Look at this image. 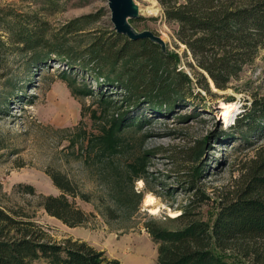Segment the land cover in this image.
<instances>
[{
    "label": "rangeland",
    "instance_id": "obj_1",
    "mask_svg": "<svg viewBox=\"0 0 264 264\" xmlns=\"http://www.w3.org/2000/svg\"><path fill=\"white\" fill-rule=\"evenodd\" d=\"M133 1L138 9L134 27L153 31L166 50L178 51L179 68L196 81L199 74L189 65L196 62L176 37L178 24L166 20L158 0ZM58 3L54 10L50 0H0V15L11 10L25 13L50 33L86 13L103 14L91 28L113 25L107 0ZM54 59L35 66L28 54L12 52L0 64V205L22 206L52 240H86L121 264H157L158 246L147 231L148 222L180 227L182 223L169 219L187 205L196 216L212 221L220 201L236 197L252 182L264 153V135L231 126L246 104L264 98V48L228 89H215L210 82L207 91L195 84L202 96L194 104L176 107L166 116L156 114L141 129L120 133L112 124L127 109L120 108L125 104L122 95L114 94L118 103L108 108L97 94H75L60 77L67 66ZM76 78L77 84L96 87L90 77ZM229 103L236 105L233 114L226 111ZM201 145L205 148L199 154ZM50 172L64 174L90 195V201L76 200L90 214L88 223L70 227L40 206L42 195L62 192ZM19 184L33 185L36 193L24 192ZM147 195L155 198L158 212L147 205ZM241 241L231 250L234 259L243 255L242 247H264V237ZM239 259L238 264H251L249 258ZM40 264L49 263L42 259Z\"/></svg>",
    "mask_w": 264,
    "mask_h": 264
},
{
    "label": "trees",
    "instance_id": "obj_2",
    "mask_svg": "<svg viewBox=\"0 0 264 264\" xmlns=\"http://www.w3.org/2000/svg\"><path fill=\"white\" fill-rule=\"evenodd\" d=\"M158 1L166 20L178 24L176 37L196 62V66L189 63L199 74L196 81L179 68L182 58L178 51H164L150 38L130 39L117 32L114 25L89 27L100 20L102 13L77 16L58 32L50 33L25 13L3 11L0 64L12 52L28 54L35 66H45L55 58L67 66L60 77L68 80L75 94H97L108 108L116 107L118 101L113 96L121 94L125 104L120 108L127 109L112 124L120 133L141 129L156 114L166 116L176 107L194 104L202 96L195 84L210 91L211 79L216 88L228 89L264 48V0ZM50 7L58 9V0H50ZM136 20L129 19L133 25ZM79 75L93 79L96 87L77 84ZM143 108L145 114L137 113ZM245 108L231 128L264 135V98L255 97ZM197 148L201 154L205 147ZM261 155L258 170L262 173L255 170L252 182L243 191L220 201L212 221L196 216L187 205L169 219L182 223L180 227H167L158 221L146 224L158 246L157 264H238L242 260L239 258L264 264V247H242L244 253L237 259L231 254L242 239L264 237V153ZM49 174L62 192L42 195L40 206L70 227L88 223L90 214L76 200L90 201V195L79 191L64 174ZM17 187L28 194L36 193L31 184ZM42 259L49 264H121L86 240H52L44 226L22 206L0 205V264H40Z\"/></svg>",
    "mask_w": 264,
    "mask_h": 264
},
{
    "label": "water",
    "instance_id": "obj_3",
    "mask_svg": "<svg viewBox=\"0 0 264 264\" xmlns=\"http://www.w3.org/2000/svg\"><path fill=\"white\" fill-rule=\"evenodd\" d=\"M111 13V21L117 32L128 36L130 39L150 38L159 43L164 51V41L151 30H137L129 19L138 16V9L133 0H107ZM212 81V80H210ZM213 83V81H212ZM214 85V83H213ZM215 87V85H214ZM216 88V87H215ZM218 89V88H217Z\"/></svg>",
    "mask_w": 264,
    "mask_h": 264
},
{
    "label": "bare ground",
    "instance_id": "obj_4",
    "mask_svg": "<svg viewBox=\"0 0 264 264\" xmlns=\"http://www.w3.org/2000/svg\"><path fill=\"white\" fill-rule=\"evenodd\" d=\"M211 80V79H210ZM212 84V81H211ZM216 89V88H215ZM236 110V105L234 103H229L226 104V111L228 114H233V112H235ZM146 203L149 207H151V211L153 212H158L160 210L159 206H155V198L152 195H147L146 196Z\"/></svg>",
    "mask_w": 264,
    "mask_h": 264
},
{
    "label": "built area",
    "instance_id": "obj_5",
    "mask_svg": "<svg viewBox=\"0 0 264 264\" xmlns=\"http://www.w3.org/2000/svg\"><path fill=\"white\" fill-rule=\"evenodd\" d=\"M181 69V68H180Z\"/></svg>",
    "mask_w": 264,
    "mask_h": 264
}]
</instances>
